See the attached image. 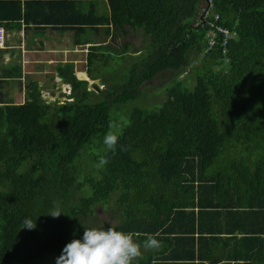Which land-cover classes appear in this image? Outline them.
Instances as JSON below:
<instances>
[{
    "label": "trees",
    "instance_id": "trees-1",
    "mask_svg": "<svg viewBox=\"0 0 264 264\" xmlns=\"http://www.w3.org/2000/svg\"><path fill=\"white\" fill-rule=\"evenodd\" d=\"M78 1L55 2L86 49L80 68H55L67 93L44 101L26 83L22 103L0 101V264H56L83 228L109 226L161 241L133 264H264V0ZM164 72L174 77L147 104ZM54 202L58 218L46 216Z\"/></svg>",
    "mask_w": 264,
    "mask_h": 264
},
{
    "label": "crops",
    "instance_id": "crops-1",
    "mask_svg": "<svg viewBox=\"0 0 264 264\" xmlns=\"http://www.w3.org/2000/svg\"><path fill=\"white\" fill-rule=\"evenodd\" d=\"M59 0H0V28L3 47L0 48V101L20 104L24 100L23 86L33 83L43 100V96L53 101L68 87L61 83L55 68L70 63L72 69L81 67L83 59L70 60L66 47L72 31L58 25V17L65 12V4H55ZM88 0L75 2L78 9L86 11ZM102 5L100 9L99 5ZM94 9L105 11L103 0H96ZM85 34L80 38H85ZM96 42L98 37H92ZM100 39V37H99ZM72 49L82 55L83 45H72ZM80 65V67H77ZM86 80V77H77ZM39 81H42L41 83ZM63 89H61V87ZM55 93V94H54ZM67 93V92H66Z\"/></svg>",
    "mask_w": 264,
    "mask_h": 264
},
{
    "label": "clouds",
    "instance_id": "clouds-1",
    "mask_svg": "<svg viewBox=\"0 0 264 264\" xmlns=\"http://www.w3.org/2000/svg\"><path fill=\"white\" fill-rule=\"evenodd\" d=\"M118 139L115 132L109 131L103 137V144L107 150L115 152ZM107 163V159L101 157L98 166L103 167ZM62 213L59 203L54 202L53 208L46 216L58 218ZM35 228L36 221L30 218L23 220L22 229ZM139 235V233L119 231L112 226L83 228L82 239H73L68 243L56 259V264H133L142 257V248L144 251H155L162 247L161 241L152 234H146L141 245L134 239Z\"/></svg>",
    "mask_w": 264,
    "mask_h": 264
},
{
    "label": "rangeland",
    "instance_id": "rangeland-1",
    "mask_svg": "<svg viewBox=\"0 0 264 264\" xmlns=\"http://www.w3.org/2000/svg\"><path fill=\"white\" fill-rule=\"evenodd\" d=\"M99 7L101 9L102 5L100 4ZM228 35L230 36V35H232V33L228 34ZM70 37L71 38H69V41L67 39L65 41L68 51L71 52L70 55H69L70 57H69L68 60H70L72 58V56H74L76 58V60H80L81 58L83 59L84 55H81L80 53H78L77 51H74V49H72L70 42H72V38H74L73 34ZM99 37L100 36H98V39L96 41H100ZM143 39H144V37L140 34L139 31H137L134 34H129L128 37L126 38V41L128 42V44L131 45L130 48L139 49L140 47L144 46V43L142 42ZM95 66L97 68V72H98L99 76H102V74L104 72L103 68L100 66L99 63H97ZM77 67H80V65H77ZM74 69H76V68L74 67ZM186 70L187 69H185L184 71L186 72ZM83 75L77 73V77H79V76L82 77ZM173 77L174 76H173L172 72H164V73H161V74L157 75L156 77H154V79L151 82H149L148 86L147 85L145 86L147 88V92H150L151 89H156V90H160L161 89L162 90V87L165 85V83L167 81H170ZM86 81H87V89L88 90L92 89L90 87V84L96 86V88L98 90L100 88H102L101 86L98 85V83H97L98 80L97 81H89L88 79H86ZM39 82L41 83L42 81H39ZM61 89H63V87H61ZM161 90H160L159 94L156 97L146 99V103L147 104H153L154 102H158L159 99H161V97H162L161 96L162 95V91ZM63 92L66 93L67 92V88L63 89ZM43 100L44 101H50V98L46 97V96H43ZM58 100H61V98H58ZM131 106L141 107V103L138 102V101H132L131 102ZM95 215H96L97 219L102 222V225H107V224H109V222H112V220L109 219L108 215L105 212H103L102 210H100V209L95 212Z\"/></svg>",
    "mask_w": 264,
    "mask_h": 264
},
{
    "label": "built area",
    "instance_id": "built-area-1",
    "mask_svg": "<svg viewBox=\"0 0 264 264\" xmlns=\"http://www.w3.org/2000/svg\"><path fill=\"white\" fill-rule=\"evenodd\" d=\"M209 27L213 28L217 33H220L221 36H222V40H225V39H228L229 37H231V35L230 36L228 35V34H231V33H229L228 31H226L223 28H219V27L213 25L212 23L209 24ZM206 35H211V37H209V39H208L209 43H211L212 38L214 37V33H212L210 30H208L206 32ZM1 43H2V29L0 28V48H1Z\"/></svg>",
    "mask_w": 264,
    "mask_h": 264
},
{
    "label": "water",
    "instance_id": "water-1",
    "mask_svg": "<svg viewBox=\"0 0 264 264\" xmlns=\"http://www.w3.org/2000/svg\"><path fill=\"white\" fill-rule=\"evenodd\" d=\"M90 87H91L94 91H97L96 86L90 84Z\"/></svg>",
    "mask_w": 264,
    "mask_h": 264
}]
</instances>
